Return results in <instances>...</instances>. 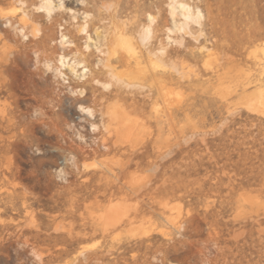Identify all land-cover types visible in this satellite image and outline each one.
Returning <instances> with one entry per match:
<instances>
[{
	"label": "rangeland",
	"instance_id": "374dc122",
	"mask_svg": "<svg viewBox=\"0 0 264 264\" xmlns=\"http://www.w3.org/2000/svg\"><path fill=\"white\" fill-rule=\"evenodd\" d=\"M23 1L0 0L12 17L0 18V264H264V0H180L203 19L176 45L168 0H64L78 23L93 16L103 50L114 30L100 19L128 24L139 67L160 83L136 79L131 62L120 97L48 69L68 16ZM66 30V53L93 65V31ZM161 47L158 62L148 52Z\"/></svg>",
	"mask_w": 264,
	"mask_h": 264
},
{
	"label": "bare ground",
	"instance_id": "6f19581e",
	"mask_svg": "<svg viewBox=\"0 0 264 264\" xmlns=\"http://www.w3.org/2000/svg\"><path fill=\"white\" fill-rule=\"evenodd\" d=\"M80 1V2H78ZM18 2V6L26 7V2L23 0H16ZM78 5H83L85 0H76ZM64 0H57L54 3V0H38L37 3H33V9L38 13H44L47 17H51L54 10H62L65 16H68V19L65 21L64 27L62 28L65 32L60 33V39L58 44L62 48V52L58 54L56 65L52 67V65L48 64L47 67L56 74L57 77L61 78L64 83H68L66 80H77L85 81L86 77L97 85L102 86L104 90H114L115 95L120 97L124 94L125 89L131 88L132 85L127 83L124 80V71L131 62L136 67V72L133 74L136 79H151L155 83H160L159 78L156 76L154 71H150L147 74L140 65L141 55L140 51H136V49L132 46L130 40L126 37L128 24L125 22H119L116 20L118 17L115 15L110 16L109 19H100V21H106L114 30V40L112 48H107L103 50L101 48L102 41H104L105 37L102 36V32H99V27L95 25V21L93 20V16L86 11H82L83 21L78 23V15L79 11L71 9L65 5ZM169 17L171 19V26L166 29V45L170 44H181V40L177 38H173L172 35L180 34V35H191L189 27L190 24H194L196 26H200V23L203 19V14L200 10L193 11V9L185 2L180 0H168L167 3ZM21 8V10H22ZM23 14L19 19V23L22 24V28L19 30L20 33L23 34L25 31V26L30 23V16L27 11L22 10ZM100 18V14L97 15ZM0 18L7 21L9 24H12L11 18L5 14L0 13ZM153 23L154 17L151 14H147V24L144 25L138 35V39L142 45L147 44L154 37L153 32ZM73 24L75 30L78 34L84 35V38L90 41L91 33L95 35V41L93 44L94 50L98 53V58L95 63L92 65L89 61H87L84 55L76 49L74 53L69 55L66 53V50L71 47H75V44L70 41L66 37V25ZM59 26H62L59 24ZM35 31L38 32V29L35 28ZM183 40V39H182ZM85 49L89 48V44L85 43ZM165 47L159 48L156 52L151 53L148 52V55L156 58V61L161 62L158 54L163 55L165 53ZM207 49V48H206ZM264 50V48H263ZM71 51V50H70ZM161 66V65H160ZM159 66V67H160ZM101 72L104 74L107 79L106 82H101L98 77V73ZM80 95L83 94L81 90H78ZM120 107L116 105L108 106L106 109V113L110 115L112 118L122 121L123 118L122 112L119 109ZM79 111L83 114L93 117V110L87 107L79 106ZM247 109L251 113L259 112V106H256L253 103H249ZM92 127H95L92 125ZM116 209V208H115ZM114 215L110 217L109 221L117 222L119 220L118 210H113ZM112 211V212H113ZM113 214V213H112ZM125 214V213H124ZM112 216V215H111ZM119 217V218H118Z\"/></svg>",
	"mask_w": 264,
	"mask_h": 264
}]
</instances>
